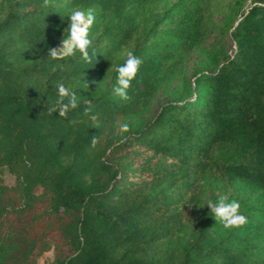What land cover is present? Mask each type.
Instances as JSON below:
<instances>
[{
  "label": "trees",
  "instance_id": "1",
  "mask_svg": "<svg viewBox=\"0 0 264 264\" xmlns=\"http://www.w3.org/2000/svg\"><path fill=\"white\" fill-rule=\"evenodd\" d=\"M211 1L0 0V264L50 250V264H264V0L228 6L219 33L231 30L235 54L219 35L191 81ZM89 7L92 63L50 59L70 12ZM128 51L143 63L125 101L113 88ZM58 83L80 101L67 119L49 113ZM221 194L243 227L210 215Z\"/></svg>",
  "mask_w": 264,
  "mask_h": 264
},
{
  "label": "clouds",
  "instance_id": "2",
  "mask_svg": "<svg viewBox=\"0 0 264 264\" xmlns=\"http://www.w3.org/2000/svg\"><path fill=\"white\" fill-rule=\"evenodd\" d=\"M51 6H54V0H43L42 7L48 8ZM69 17L70 24L64 30V37L60 46L51 47L47 56L52 60H64L69 57H75L77 52H79L81 59L91 64L93 57L96 56L94 49L91 53L89 51L90 48H93L90 30L96 19L95 9L92 7L86 10L73 9ZM142 63V58L136 56L133 51H128L124 63L116 67L117 86L113 88V92L122 100L131 99L128 90L132 85V81L136 79ZM57 67L60 66H53L51 70L55 72ZM82 87L84 90L88 89L89 83L87 80ZM56 89V99L52 106L49 107V113L58 111L60 117L67 119L68 113L79 107V98L75 91L63 83H58ZM84 103L86 105L84 115L88 116L96 127H99L98 115L92 114L91 100H86ZM119 131L121 133L128 132L129 125L127 123L121 124ZM98 143L99 138L93 136L91 146L96 147ZM207 204L210 208V215L214 216L224 229L241 228L248 222L247 216L241 212L240 203L237 200H230L228 195L221 194L216 201H208Z\"/></svg>",
  "mask_w": 264,
  "mask_h": 264
},
{
  "label": "rangeland",
  "instance_id": "3",
  "mask_svg": "<svg viewBox=\"0 0 264 264\" xmlns=\"http://www.w3.org/2000/svg\"><path fill=\"white\" fill-rule=\"evenodd\" d=\"M234 0H212L210 11L208 14V23L210 25V28L214 31L211 37L207 38L203 42V47L201 51H196L192 54V57L190 61L188 62V65L186 67L185 73L182 76H186L187 79L193 81L194 80V71L197 67H199V64H202L203 60L205 59V50H211L213 45L215 44L216 40H218L219 37L222 36L223 43L225 45V48L227 52L231 55L235 54V41L231 35V30H229L225 35H221L219 31L221 30V25L223 24V20L226 16H228V6L233 2ZM251 1L248 0L245 3V8H248L250 6ZM221 35V36H219ZM181 79H176L171 86L168 87L167 90H163L155 98V101L152 105V112L149 114L152 115L154 112H157L160 105L164 104L169 99V92L168 90H171L172 88L178 86L181 83ZM3 178L6 183L12 185L15 183V176L10 173L8 170H6L3 173ZM209 194V192H208ZM54 253L52 250L47 251L43 256L39 258L40 264H50L53 259Z\"/></svg>",
  "mask_w": 264,
  "mask_h": 264
}]
</instances>
